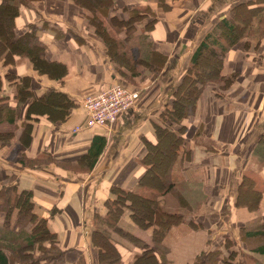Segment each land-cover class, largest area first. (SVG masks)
I'll list each match as a JSON object with an SVG mask.
<instances>
[{"label": "crops", "instance_id": "1", "mask_svg": "<svg viewBox=\"0 0 264 264\" xmlns=\"http://www.w3.org/2000/svg\"><path fill=\"white\" fill-rule=\"evenodd\" d=\"M160 1L115 0L110 8V16L120 19H127L132 10L152 8L136 22L134 37L145 38L147 50L166 60L160 70L139 66L140 73L134 76L127 67L116 69L100 38L86 28V12L79 6L37 4L21 8L15 19L18 35L29 24L38 26L52 72L35 70L27 57L19 55L13 63L0 60L4 84L0 105L10 106L7 113L0 110V139L7 137L5 132L14 133L10 146L0 140V189L16 186L18 191H32L33 211L48 220L64 252L62 262L42 264H100L92 235L102 227L98 217L109 212L107 201L118 196L114 189L160 195L156 188L141 183L149 168L146 156L158 141L157 125L172 123L165 117L167 107L198 46L214 30L218 32L215 39L226 44L219 23L223 18L232 20L235 2L250 0H165L164 8ZM212 40L208 44L220 49ZM248 41L253 40L243 38L223 50L222 56L217 49L224 58L223 74H237L236 81L224 90L218 83H207L194 115L173 126L175 130L187 126L183 136L191 154L181 158L182 165L172 175L177 184L180 181L176 188L186 205L180 207L173 193L161 199L167 211L180 213L186 220L166 232V251L156 253L159 262L192 264L201 252L219 250L223 258L234 253L235 264L247 260L264 264V252L258 248L264 245V237L250 236L264 232V38L258 46L252 42L249 49L245 48ZM9 74L15 78H7ZM24 77L28 84L22 86ZM114 85L138 91L135 105L109 127L75 131L86 118L84 100ZM52 90L65 100L47 102L43 96ZM22 94L27 98L22 100ZM98 139L106 144L90 166L89 152ZM244 176L262 191L256 210L237 202ZM190 220L198 228H192ZM119 223L125 232L153 245V230L135 223L130 209ZM111 237L121 254L118 264H133L144 252L140 243L114 231Z\"/></svg>", "mask_w": 264, "mask_h": 264}, {"label": "trees", "instance_id": "2", "mask_svg": "<svg viewBox=\"0 0 264 264\" xmlns=\"http://www.w3.org/2000/svg\"><path fill=\"white\" fill-rule=\"evenodd\" d=\"M78 6L88 8L92 15L99 21V28L102 26V38L108 42L107 30L102 24V21L109 18L110 23L119 29L125 28L124 38L120 39L129 51H140L142 44L147 45L146 39L140 42L141 38L134 37L137 27L136 22L149 15L151 11L142 12L139 9L132 10L127 19H120L117 16H110V8L114 5L115 0H73ZM24 3V0L17 4L16 0H0V60L6 64L13 63L16 56L27 57L35 70L40 72H50L52 64L46 60V45L40 40L38 35V26L29 24L21 35L15 26V19L20 15L19 8ZM164 8L167 4L165 0L160 1V5ZM264 0H250L236 4L233 20L223 18L219 23V33L226 41V44H221L215 39L217 31L208 34L207 39L201 43L192 59V66L183 77V81L176 89L175 99L170 107H167L166 115L170 123L167 126L157 125L158 141L150 147V152L146 156V163L148 165L147 172L142 176L141 183L156 188L161 195L169 193L176 188V181L172 179L173 164L177 160L189 158L191 151L185 147L186 141L184 132L186 125L178 130L173 126L176 123H182V119L194 115L196 111V103L202 94L204 86L213 81L220 84L221 89L230 87L237 79V74L225 76L223 68L225 67L224 58L220 57L217 49L208 44V39H213L214 44L223 51H227L231 46L237 44L243 38H252L254 35V26L259 21L262 27L255 46H258L260 40L264 38ZM93 18V19H95ZM96 20V21H97ZM154 20L146 26L150 29L154 24ZM118 32V30H117ZM119 33V32H118ZM218 33V32H217ZM117 43L111 44L107 52L112 61L117 63L116 55L118 52ZM219 44V45H218ZM250 41L246 42L245 48L249 49ZM143 48V46H142ZM137 49V50H135ZM144 49V48H143ZM134 50V51H133ZM115 51V52H114ZM145 57L135 58V56H125L126 61H133V66L127 68L135 72L137 63L148 66L149 70H160L164 66L166 57L158 54L156 51L143 52ZM123 55H128L124 53ZM156 55H160L158 58ZM157 59H160L158 61ZM213 63V64H210ZM152 68H151V67ZM203 66H208L209 70L202 71ZM55 68V67H53ZM52 72V71H51ZM133 75V76H134ZM7 78L14 79V75L9 74ZM28 78L24 77L22 86L28 84ZM3 79L0 75V90L3 87ZM29 95V94H28ZM23 96V97H22ZM24 100L27 98L26 94H22ZM20 97V98H21ZM47 102L63 101L64 96L55 91L47 92L43 96ZM2 98H0L1 100ZM65 100V99H64ZM5 101V100H2ZM0 110L7 113L10 106L7 103L0 105ZM1 136V133H0ZM106 144L105 139H98L95 147L89 152L90 166L94 164L97 157L102 153ZM182 155V156H181ZM161 161H164L161 164ZM162 166V167H161ZM118 195L113 200H108V216L103 219L105 226L109 229L119 233L124 238H129L131 241L141 244L144 247V252L138 255L133 264H165V260L159 262L156 255L157 251H166L163 247V240L167 231L175 225L185 223L184 215L176 212H169L160 206L158 199L148 198L142 194H138L132 190H122L115 188ZM262 197V191L255 186V181L244 176V180L239 188L238 204H244L250 209L259 207V201ZM33 193L30 190L18 191L16 186H4L0 189V264H42L43 263H57L64 259V252L58 247V240L55 233H53L48 220L40 218L34 211ZM130 209L132 220L141 228L153 230V245L139 241L129 232H125L120 226V219L125 211ZM189 224L192 228H198L194 221L190 220ZM112 232L105 229H97L94 231L92 238L95 245L99 248L100 264L116 263L121 260V254L118 252L114 239L111 237ZM252 238L259 236L264 237V232H253L250 234ZM264 252V245L258 247ZM258 249V250H259ZM221 252L217 251H203L198 255L192 264H235L232 253L229 257H220ZM234 261V262H233ZM237 264V263H236Z\"/></svg>", "mask_w": 264, "mask_h": 264}, {"label": "rangeland", "instance_id": "3", "mask_svg": "<svg viewBox=\"0 0 264 264\" xmlns=\"http://www.w3.org/2000/svg\"><path fill=\"white\" fill-rule=\"evenodd\" d=\"M23 0H16V2H17V4H19L20 2H22ZM76 5L75 3H74V1L73 0H24V3H22V5L20 6V8H19V11H21V8H30L29 6H32L33 7V5L35 6V5H39V7H50V6H64V5ZM236 4L238 5L239 3L238 2H235V6H236ZM264 5V4H263ZM77 6V5H76ZM79 6V5H78ZM77 6V7H78ZM80 7V6H79ZM80 8H82V10H84L85 12H86V19L84 20L85 21V24H86V28L90 31V32H92V33H94L96 36H97V38H100V40H101V42H102V45L104 46V51L106 52V55H107V57L109 58V59H111L110 58V55L108 54V52H107V49H108V47H110L111 46V44H112V46H113V44L114 43H117L116 45H117V47H114L113 49L115 50V48H117V50H118V52L119 53H117V55H116V59H117V63H115L114 61H112V59H111V61L112 62H114V64H115V66H116V69H118V70H120V68H122L123 66L124 67H127L126 65H128V66H131L132 64H133V61H131V62H128V61H126V57L125 56H131L132 57V55L133 56H135V58L137 59V58H141V55L143 56V57H145V54L143 53V52H141V51H137V52H132V51H129V49L128 48H126L127 46H125L123 43H120L119 41H120V39H122V38H124V35H125V33H124V30H125V28H123L122 27V29H119L118 27H116V25L115 26H113L111 23H110V21H109V18L107 17V19H105V20H103L102 21V24H104V26H105V28H106V30H107V36L109 37V39H108V42L106 41L105 42V39L104 38H102L103 36H104V34H106V33H104L103 32V34H98V33H102V26L99 28V26H98V23H99V21L97 20V18H95L93 15H92V12L88 9V8H86V7H84V6H81ZM234 8L235 7H233L232 8V10H231V15H230V17H232L233 18V16H234V14H235V11H234ZM141 10V9H140ZM152 10V8H149V9H146V10H141L142 12H150ZM93 18H95V19H93ZM97 20V21H96ZM233 20V19H232ZM262 21H264V17H263V19H262ZM233 23H235V21L233 20L232 21ZM264 24V23H263ZM258 26L259 27H262V24L258 21L257 22V25L256 26H254V29H253V31H254V35H253V37L255 38V40H253L252 42H253V44H255L256 42H257V38H258V36L260 35L259 34V32H260V30H262V29H259L258 28ZM117 30H118V32H117ZM133 38H134V35H133ZM143 38H141L140 39V42H143ZM252 42H250V43H252ZM147 44V43H146ZM246 44V43H245ZM142 46H143V48L144 49H149V46L148 45H143L142 44ZM142 46H138V48L140 47L141 49H143L142 48ZM216 49H218V48H216ZM135 50H137V49H135ZM134 51V50H133ZM218 51H219V53H220V55L222 56V54H223V51H221L220 49H218ZM115 52V51H114ZM124 53H126V54H128V55H123ZM159 54V53H158ZM158 58H160L158 55H156ZM220 56V57H221ZM2 60V59H1ZM158 61H160V59H157ZM210 64H213V63H210ZM134 65V64H133ZM132 65V66H133ZM140 66V68H145V67H148V66H146V65H143V64H141V63H137V65L135 66V72L136 73H140V72H138V67ZM134 67V66H133ZM151 67V66H150ZM152 68V67H151ZM129 69V68H128ZM202 71L203 72H206V71H208L209 70V68H208V66H203L202 68ZM130 70V72L132 73V71L133 70H131V69H129ZM153 70V69H152ZM152 70H150V71H152ZM133 74V73H132ZM134 75V74H133ZM185 76V75H184ZM136 92H138V91H136ZM86 111V110H85ZM86 118H87V112H86ZM86 118H85V120L82 122V125H80V126H78V127H82V126H84V123L86 122ZM77 127V128H78ZM7 137L6 138H3V139H0V140H3L4 141V144L5 145H8V146H10L11 144H12V141H11V139L13 138V134L14 133H12L11 131H8V132H5L4 133ZM1 136H2V134H1ZM1 136H0V138H1ZM11 136V137H10ZM3 143V142H2ZM182 156V155H181ZM28 161H29V163H36V162H34V161H36V160H33V159H29L28 158ZM164 161H161V164L163 163ZM180 163H181V160H177L176 162H175V164H173L174 166H173V168H172V175H175L176 173L175 172H177L176 171V169H177V167L178 166H181L180 165ZM162 167V166H161ZM179 182L180 181H178V184H179ZM177 184V183H176ZM177 184V185H178ZM177 185H176V187H177ZM159 192V191H158ZM170 193H173L175 196H174V198L176 199V201L178 202V204H179V206L180 207H182L183 208V206L184 205H186L185 203H184V197H183V195H182V193H180V191L177 189V188H175V189H173L172 191H170L169 193H166V194H164V195H161L160 193V195H158V197H155V195L154 194H151V193H148V195L149 196H146V197H151V198H153V199H158L159 200V203H160V206L162 207V208H164L163 207V203H164V197L165 196H167V195H169ZM145 196V195H144ZM163 197V198H162ZM163 200H162V199ZM163 202V203H162ZM165 209V208H164ZM170 211V210H169ZM171 211H173V210H171ZM177 213V212H176ZM108 216V214L106 215V216H104V217H102V216H99L98 217V221L100 222V224H102L101 226L102 227H99V228H101V229H105V230H107V231H109V232H112V230L111 229H109V226H105V224L103 223V219L105 218V217H107ZM181 225V224H180ZM98 228V229H99ZM115 232V231H114ZM115 233H117V232H115ZM119 234V233H118ZM166 236V235H165ZM123 237V236H122ZM238 261H240V259H238ZM118 263H120V261L119 262H116V263H114V264H118ZM255 262L254 261H252V260H247V262H246V264H254ZM105 264H113V263H108V262H106Z\"/></svg>", "mask_w": 264, "mask_h": 264}, {"label": "built area", "instance_id": "4", "mask_svg": "<svg viewBox=\"0 0 264 264\" xmlns=\"http://www.w3.org/2000/svg\"><path fill=\"white\" fill-rule=\"evenodd\" d=\"M139 96V92L125 86L114 85L95 96L87 97L83 102L84 110L87 112L86 122L75 131L85 127L113 125L125 110L135 105Z\"/></svg>", "mask_w": 264, "mask_h": 264}]
</instances>
